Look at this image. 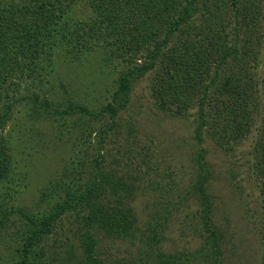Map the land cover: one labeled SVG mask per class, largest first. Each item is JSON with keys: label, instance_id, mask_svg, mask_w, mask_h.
<instances>
[{"label": "trees", "instance_id": "16d2710c", "mask_svg": "<svg viewBox=\"0 0 264 264\" xmlns=\"http://www.w3.org/2000/svg\"><path fill=\"white\" fill-rule=\"evenodd\" d=\"M261 1L0 0V263L45 264L49 237L71 214L80 218L79 229L83 228L82 253L74 264H106L97 252L96 231L119 237L132 234L134 214L122 208L121 198L114 207L102 201L105 175L93 174L85 184L71 185L75 182L71 180L59 201L42 213L10 204L15 197L11 190L19 192L6 133L20 102L14 95L23 83L44 80L60 60L77 63L94 51L123 63L116 90L98 113L81 105L69 106L66 113H85L92 121L107 117L111 130L127 109L135 83L149 73L155 74L151 95L158 109L175 117L195 113L194 137L200 145L196 162L201 173L193 187L201 204L200 222L208 234V249L203 252L207 256L212 252V264H219V239L206 188L209 168L201 144L206 136L223 145L238 143L256 130L254 165L264 210V80L254 71L264 41L259 35L264 23L257 5ZM39 98L31 95L35 114L40 116L42 107L50 115L49 103ZM14 228V245L7 251L3 244ZM181 260L161 253L156 264Z\"/></svg>", "mask_w": 264, "mask_h": 264}, {"label": "rangeland", "instance_id": "374dc122", "mask_svg": "<svg viewBox=\"0 0 264 264\" xmlns=\"http://www.w3.org/2000/svg\"><path fill=\"white\" fill-rule=\"evenodd\" d=\"M257 5L263 21L264 0ZM259 35L264 38V23ZM259 48L254 71L264 80L263 40ZM105 54L93 51L77 63L60 60L44 80L23 83L14 95L20 102L6 133L19 192L11 190L15 197L10 204L42 213L59 201L71 180L75 181L71 185L85 184L93 174L105 175L103 203L114 207L121 198L122 208L131 210L136 223L132 234L122 237L96 231L97 252L106 264H156L161 253L181 257L180 264H212V252L206 251L210 256L203 252L208 249V234L200 222L201 204L193 187L201 173L195 113L175 117L158 109L151 95L154 73L135 83L127 109L111 130L107 117L92 121L85 113H66L71 105L98 113L110 100L123 63L108 60ZM34 94L49 103L50 115L42 107L40 116L35 114L30 100ZM257 137L254 129L238 143L223 145L206 136L201 144L209 168L206 188L219 239V264H264V210L254 165ZM96 159L101 160L99 165ZM79 222L71 214L58 223L48 239L45 264L77 261L82 253ZM16 230L5 239L7 251L14 245Z\"/></svg>", "mask_w": 264, "mask_h": 264}]
</instances>
